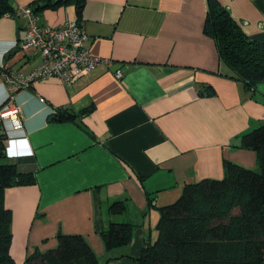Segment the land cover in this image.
Wrapping results in <instances>:
<instances>
[{"label": "crops", "instance_id": "obj_1", "mask_svg": "<svg viewBox=\"0 0 264 264\" xmlns=\"http://www.w3.org/2000/svg\"><path fill=\"white\" fill-rule=\"evenodd\" d=\"M35 1L13 6L33 8ZM218 1L264 42V0ZM82 2L79 19L74 3H60L41 9L38 23L78 19L85 46L108 62L73 83L36 79L12 99L24 137L6 140V160L35 178L4 192L10 254L19 264L36 248H55L58 232L83 236L100 264H139L144 242L156 239L160 207L185 184L223 177L225 161L258 169L240 135L264 123V83L247 86L220 60L203 32L206 0ZM24 25L21 15L0 17V82L40 62L15 46ZM4 97L0 85V103ZM68 113L74 118H61ZM116 202L122 208L114 212ZM113 222L131 226V241L106 249L102 230Z\"/></svg>", "mask_w": 264, "mask_h": 264}, {"label": "trees", "instance_id": "obj_2", "mask_svg": "<svg viewBox=\"0 0 264 264\" xmlns=\"http://www.w3.org/2000/svg\"><path fill=\"white\" fill-rule=\"evenodd\" d=\"M60 3H74L78 19L82 0H36L37 13ZM204 34L215 41L220 60L232 76L254 88L264 82V42L250 38L218 0H206ZM13 0H0V17L13 13ZM73 119V114L62 115ZM241 145L257 154L258 169L225 161L221 178L185 184L181 195L160 207L157 236L145 241L139 264H264V123L240 135ZM6 135L0 129V264H19L10 254L12 214L4 204L5 189L35 182L5 156ZM114 203L112 211L122 208ZM120 206V207H119ZM105 248L128 244L131 226L113 222L102 230ZM24 264H100L78 234L57 233V246L37 248Z\"/></svg>", "mask_w": 264, "mask_h": 264}, {"label": "built area", "instance_id": "obj_3", "mask_svg": "<svg viewBox=\"0 0 264 264\" xmlns=\"http://www.w3.org/2000/svg\"><path fill=\"white\" fill-rule=\"evenodd\" d=\"M6 15H21L25 19L24 38L15 46L40 56V62L31 70L9 71L0 82L5 93L0 103V129L10 143L24 134L20 109L12 101L17 90L49 76H56L63 83H73L96 65L107 63L108 59L90 53L85 46L88 36L76 18L58 26L39 24L29 6L14 7V12ZM115 76L121 78L123 71L117 69Z\"/></svg>", "mask_w": 264, "mask_h": 264}, {"label": "rangeland", "instance_id": "obj_4", "mask_svg": "<svg viewBox=\"0 0 264 264\" xmlns=\"http://www.w3.org/2000/svg\"><path fill=\"white\" fill-rule=\"evenodd\" d=\"M262 83H264V82H262Z\"/></svg>", "mask_w": 264, "mask_h": 264}]
</instances>
